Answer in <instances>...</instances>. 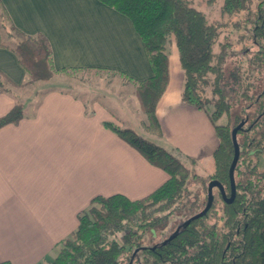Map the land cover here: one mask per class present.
Returning a JSON list of instances; mask_svg holds the SVG:
<instances>
[{
    "label": "trees",
    "instance_id": "obj_1",
    "mask_svg": "<svg viewBox=\"0 0 264 264\" xmlns=\"http://www.w3.org/2000/svg\"><path fill=\"white\" fill-rule=\"evenodd\" d=\"M101 1L130 18L142 38L153 73L135 82V93L147 116L146 127L155 136L113 121H104V125L166 171L168 178L140 199L120 193L94 196L78 214L77 228L44 264H264V169H260L264 156V0H207L222 2L221 18L213 21L194 0ZM227 23L241 43L250 40L254 44L253 51L250 46L241 50L249 55L248 68L240 61L227 71L229 57L237 54L230 41L221 40ZM1 28L12 39L4 42L0 32V45L16 52L29 74L27 83L68 70L54 68L51 47L43 34L23 33L10 24L5 12H0ZM170 43L176 44L184 71L183 101L208 114L219 139L210 173L197 170L200 159L156 139L162 137L156 106L170 79ZM0 76L8 80L1 72ZM0 87L9 91L1 78ZM238 104L240 108L233 114ZM24 114V105L16 102L0 116V127L18 123ZM224 117L227 121L220 123ZM241 122L234 200L226 202L215 187L208 212L186 223L205 207L211 180H219L230 195L232 129ZM196 179L205 190L202 197L193 195L191 185ZM158 211L164 214L158 215ZM183 217L185 221L165 239L150 242L158 228L163 231Z\"/></svg>",
    "mask_w": 264,
    "mask_h": 264
},
{
    "label": "crops",
    "instance_id": "obj_2",
    "mask_svg": "<svg viewBox=\"0 0 264 264\" xmlns=\"http://www.w3.org/2000/svg\"><path fill=\"white\" fill-rule=\"evenodd\" d=\"M0 12L23 33L47 37L55 69L126 78L127 100L138 101L135 82L153 73L130 18L101 0H0ZM2 29L4 42L11 43ZM169 60V83L156 106L162 137L155 138L188 156L211 158L219 139L208 114L182 99L184 71L175 43ZM0 72L10 88L0 87V116L18 101L25 113L18 123L0 127V263L44 264L77 228L78 214L94 196L140 199L167 180L166 171L104 125L113 121L154 138L136 126L126 104L116 103L117 113L102 101L91 107L56 86L39 91L37 102L33 96L19 100L29 74L9 46L0 45ZM140 120L147 128V116Z\"/></svg>",
    "mask_w": 264,
    "mask_h": 264
},
{
    "label": "rangeland",
    "instance_id": "obj_3",
    "mask_svg": "<svg viewBox=\"0 0 264 264\" xmlns=\"http://www.w3.org/2000/svg\"><path fill=\"white\" fill-rule=\"evenodd\" d=\"M194 2L198 7L202 8L203 11H205L211 21L221 18L219 9L222 3L221 1H217L215 3H208L207 0H194ZM228 25L230 26V24L227 23L225 30L221 36V40H223V42L227 40L230 41L231 45L234 48V51H236L237 54L229 57L227 61V71L229 72L230 70H234L237 67L238 62L240 63V61H242L243 65L248 68L249 55L242 54L241 50L244 47L250 46V50L253 51L255 49L254 44H252L250 40L241 43L239 35L230 32L228 29ZM2 34H4L3 29ZM171 46L172 43H170V51ZM2 82L8 89H10L7 86V82L5 80L2 79ZM51 86L71 89L72 91H74V93L83 97L86 100V103H88V106L90 105L91 107L94 106V103L96 101H102L110 105V107L117 113V108L114 107L115 104H126L131 109V112L135 117L134 123L136 124V126H138V128L144 132L151 133L150 130H147V128H145V125L142 120H140V117L142 116L144 118L145 115V113H143L140 100L138 99V101H134L132 100V97L131 99L127 100V98L131 96V86L127 82L126 78L120 76L119 74H116L115 72L100 71L93 69H68L59 72L55 71L51 79H39L33 81L31 82V84L28 83V86L23 87V89L18 91L20 97L19 100L27 96H33V99L35 98L34 100H36L37 102L38 98L40 97L39 91L47 89ZM242 103L243 102H241V104ZM134 106H136V110ZM131 107L134 109H132ZM239 108L240 104L236 105L233 109V114L234 112H237ZM136 112L138 115H136ZM224 121H227L226 117H224V120L222 119L219 122L221 123ZM233 121L234 120H232V125L234 124ZM174 149L180 150L177 147H174ZM196 168L200 173H210L213 169L212 157L200 159ZM260 169H264L263 155H261L260 157ZM191 188L194 196L199 195L200 197H202V195H204L205 190L201 185V181H199L198 179L194 180L191 185ZM157 214H164V212L158 211ZM185 219L186 217H183L180 220H176L174 223L170 222V224L167 225V227H165L163 231L162 229L159 230L158 228L156 231V236L150 242H159L165 239L170 233L173 232L177 225H181V223L185 221Z\"/></svg>",
    "mask_w": 264,
    "mask_h": 264
},
{
    "label": "water",
    "instance_id": "obj_4",
    "mask_svg": "<svg viewBox=\"0 0 264 264\" xmlns=\"http://www.w3.org/2000/svg\"><path fill=\"white\" fill-rule=\"evenodd\" d=\"M243 124H244V122H241L236 127H234L232 129V139H233V143H234V157H233L230 169H229V175H230V180H231V193H230V195L228 196L226 194L224 186L219 180H216V179L211 180L208 184V199H207V203H206L205 207L201 211H199L198 213L189 217L186 220V223H190L192 220H194L198 217H201L208 212V210L211 208L213 201H214L213 190L215 187H218L221 190L222 196L226 202L230 203L234 200L235 195H236L235 168H236V165H237L239 157H240V145H239V142L237 139V132L243 126Z\"/></svg>",
    "mask_w": 264,
    "mask_h": 264
}]
</instances>
